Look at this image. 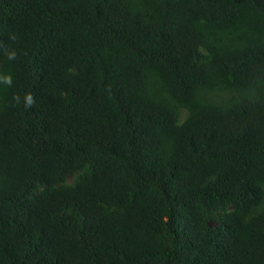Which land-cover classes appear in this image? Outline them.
<instances>
[{
	"label": "trees",
	"instance_id": "obj_1",
	"mask_svg": "<svg viewBox=\"0 0 264 264\" xmlns=\"http://www.w3.org/2000/svg\"><path fill=\"white\" fill-rule=\"evenodd\" d=\"M4 75L0 264H264V0H0Z\"/></svg>",
	"mask_w": 264,
	"mask_h": 264
},
{
	"label": "clouds",
	"instance_id": "obj_2",
	"mask_svg": "<svg viewBox=\"0 0 264 264\" xmlns=\"http://www.w3.org/2000/svg\"><path fill=\"white\" fill-rule=\"evenodd\" d=\"M15 55H16L15 51H12V52H10L8 54V58L9 59H14ZM0 81H2L5 84H9L10 85L12 83V77H11V75L0 76ZM25 101H26V105L25 106H29V105L32 104L33 101H32V97H31L30 94L25 97ZM69 182H72V181H70V179H69Z\"/></svg>",
	"mask_w": 264,
	"mask_h": 264
},
{
	"label": "rangeland",
	"instance_id": "obj_3",
	"mask_svg": "<svg viewBox=\"0 0 264 264\" xmlns=\"http://www.w3.org/2000/svg\"><path fill=\"white\" fill-rule=\"evenodd\" d=\"M70 181H72V178H70Z\"/></svg>",
	"mask_w": 264,
	"mask_h": 264
}]
</instances>
